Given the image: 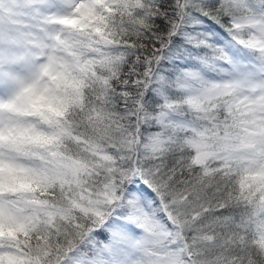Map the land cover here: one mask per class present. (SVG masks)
<instances>
[{
    "label": "snow or ice",
    "instance_id": "1",
    "mask_svg": "<svg viewBox=\"0 0 264 264\" xmlns=\"http://www.w3.org/2000/svg\"><path fill=\"white\" fill-rule=\"evenodd\" d=\"M0 264H264V0H0Z\"/></svg>",
    "mask_w": 264,
    "mask_h": 264
}]
</instances>
